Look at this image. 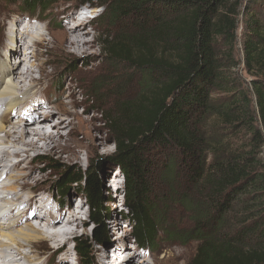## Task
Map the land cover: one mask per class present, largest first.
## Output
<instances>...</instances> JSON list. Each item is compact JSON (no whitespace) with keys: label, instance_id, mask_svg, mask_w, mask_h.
<instances>
[{"label":"trees","instance_id":"16d2710c","mask_svg":"<svg viewBox=\"0 0 264 264\" xmlns=\"http://www.w3.org/2000/svg\"><path fill=\"white\" fill-rule=\"evenodd\" d=\"M4 1L48 10V0ZM96 6L108 22L127 20L102 35L104 54L140 74L136 86L112 78L113 97L99 107L114 146L111 169L124 178L121 203L132 239L145 249L160 236L181 245L193 240L188 264H264V0H104ZM239 14L250 88L233 72ZM158 159L165 162L160 193ZM38 161L45 164V157ZM90 166L50 165L63 208L73 185L89 208L86 225L94 228L76 238L77 264H94L93 246L110 241L104 220L106 204L115 200ZM174 204L189 225L170 218Z\"/></svg>","mask_w":264,"mask_h":264},{"label":"rangeland","instance_id":"374dc122","mask_svg":"<svg viewBox=\"0 0 264 264\" xmlns=\"http://www.w3.org/2000/svg\"><path fill=\"white\" fill-rule=\"evenodd\" d=\"M80 1L81 0H48V10L42 11L40 8L24 10L23 5L20 4V2L10 3L4 0H0V23L7 9H10V11L13 12L12 18L18 17L20 19V22H25L26 18L33 20L38 19V22L34 21L33 24L35 23L34 25L37 26L39 32L43 33L44 39L39 45V48L37 50L38 52L33 58H31L30 64H27V67L25 66L24 69H29L32 78L39 79L44 76L46 79L41 82V84L43 85L42 87H44L47 83H49L50 85L48 91H44V93L40 91L42 88L41 86L36 85L34 87L33 95L34 97H36L37 102H45V104H43L39 108L49 105V100L55 99L64 89V92L62 93V95H64V97H62L63 101L58 104L57 109L53 111L52 115L48 119L51 121L57 120L58 112L67 107L70 111H73V116H66L67 120L72 119L76 124L79 122L80 125L88 123L89 126L87 129H89L93 133L95 141L94 145L91 139L84 138V133L78 131L77 134L74 135L80 143V145L77 147L79 150L77 159H69L67 157L68 153L62 152L60 148L55 149V151L51 153H45L42 150L29 151L28 153L31 163L28 166H33L34 170H32L31 174L36 179L35 181H29V184L41 187L39 188V190L49 187L50 192L49 194H47V199L50 200V194H52V196H54L56 199V201L53 202H56L59 205L60 195L55 188L56 181L59 176L56 170L50 169V165H61L63 166V168L77 169L78 167H80L82 169H85L87 167V164L90 162L91 172L96 171V175L104 182L105 186L110 189L111 196L115 200L114 203L108 202L106 204V206L109 208V216L104 220L105 227L107 230H109L108 236L110 237V241L108 243V247L98 245L93 246L92 255L94 264H102L99 261L102 260L100 258V253L97 254V251L100 247H102V249L111 248L117 242L121 244V241H124V243L127 244V250L135 251L136 254L132 256H143L148 260L143 264H152L150 262V259L153 255H155L154 258L157 260L156 264H188V261L194 255L196 248V242L193 240L186 245H181L168 239H162L160 236L157 239L158 241L155 242L156 244L153 245L150 249L140 248L132 239V229L127 223L126 218L124 217L126 209L123 208L121 203V201H123L124 199V185L120 188V191L116 192V194L114 193V189H112L113 186H109L112 178H110V181H108V178L111 175L113 176V173L117 172L115 168L111 169L112 163L110 162V156L114 151V146L112 144V137L106 126L103 124L99 107L108 106L113 97L112 94L114 91L111 89L110 85L112 78H129L130 83L133 86H136V79L140 78V74L137 71L135 72L126 69V65L114 63L109 60L102 49V35L105 33H116L119 29V25L121 23H125L127 20L124 19L122 20V22L113 23L108 22L103 15V7L96 6L102 3L104 0H88L89 3L96 5H93V12L95 14H93L92 18H88L82 29L85 30V38L89 39L91 43L87 53H75L70 50V48H67L66 51H62L60 48L53 47L49 44L50 40L53 39L61 41V38L64 35L71 38L69 36L71 34L66 32V29L56 27L53 24L54 14L59 9L65 8L66 11L61 13L59 16L63 18L65 17V15H67V13H69L73 17V13L80 6ZM237 22L238 28L236 33V41L234 43V56L239 64L233 70V72L235 71V76L239 78L245 86L250 88V77L245 72L243 67V39L241 35L243 29L242 14H239L237 16ZM48 25V31H46V27ZM22 26L26 27L27 25L24 24ZM18 28L20 32V29H22V27L18 25ZM12 46L15 47L14 49L19 50L18 52L21 56L22 52L20 51V49L22 45L20 44V41H15ZM30 50H32V48ZM14 60H16V56L11 55L9 59L10 63L13 64ZM39 60L42 63L46 62L44 65H41L43 70L42 74H40L38 68L33 67V64ZM13 65H16L18 67L19 63L16 62ZM115 71L118 72L117 75L114 74ZM54 82L60 84V87L53 86ZM91 99L93 101H91ZM70 100L71 102H69ZM56 101H58V98L56 99ZM15 117L16 116H13V120ZM58 130L63 137L59 139L60 145H64V136L69 134V129ZM54 133L55 135L57 134L55 130ZM0 134L2 135L3 133ZM21 156L24 155L20 154V156L18 157L20 158ZM40 157H45V164L38 161ZM16 159L17 158L15 157L12 160ZM97 162L101 163V169L99 170L96 169ZM164 164L165 162H160V159H158L157 169L154 173V177L156 178L154 180V184L156 190L159 193L165 190V182L162 179L164 175V173H162ZM39 168L41 170H38ZM118 176L120 180L122 174L119 173ZM43 178L45 180L39 182V180ZM79 188V186L73 185L72 187H70L67 195L65 196L66 200H68L70 204L73 203V206L74 204L78 205L83 200L81 204L83 213L77 214V216H80L78 220L83 224H81V226L77 228V235L72 236V238L67 241L65 246L59 252H56V254H54L53 256L52 254L54 253V251L51 241H49L48 239H44L41 245L35 244L33 250L39 258L37 264H59L60 260L58 258V253H63V251L65 252L66 250H69V255L67 256V261L63 262V264H77V256L74 250L76 238L90 236L94 228L92 225H86V223H88L89 221V208L86 206L84 196L82 192H80ZM21 198L26 197L23 195L21 196ZM53 202L51 203V206L54 210ZM173 206L174 209L170 212V218L174 219V221L179 225H183L185 223L186 225H189V219L183 213V209L180 208L178 204H174ZM63 209L66 217V215L69 214L67 212L68 208L65 207L62 208V210ZM28 219H26L27 221L23 224L31 223L30 218ZM115 219L119 220L123 227L119 231L110 233V225L112 223V220ZM65 220L66 219L64 218L62 221ZM123 234L127 237L124 236L123 239H120L121 241H119V238L115 237L117 235L123 236ZM112 242H114V244ZM114 248L115 247H113V249ZM113 249H110L109 251L107 249H105L104 251L101 250V254L105 255L107 252H110L109 257H111ZM124 255H121L120 258H123ZM128 255L131 256V254ZM126 264H133V262L128 260Z\"/></svg>","mask_w":264,"mask_h":264},{"label":"bare ground","instance_id":"6f19581e","mask_svg":"<svg viewBox=\"0 0 264 264\" xmlns=\"http://www.w3.org/2000/svg\"><path fill=\"white\" fill-rule=\"evenodd\" d=\"M93 10L94 6L86 5L80 12L74 14V19L69 13L63 18L59 16L66 11L65 8L56 11L53 24L66 29L65 31L71 34H68L71 38L64 35L61 41L53 39L49 44L62 51L70 48L75 53L86 54L91 43L89 39L85 38V30L82 29L88 19H79L89 11L92 15L95 14ZM12 13L10 9H7L0 23V111H2L0 133H3L0 134V189L1 193H6L5 196L0 197V264H37L39 258L33 250L35 244L41 245L44 239H48L53 244V256L65 246L72 236L77 235V228L83 224L78 220L80 216H77V214L83 213L81 207L83 200L81 203L78 202V205L74 204L73 206V203L68 205L67 212L69 214L66 217L64 209L53 210L51 203L56 199L52 194H50V201L47 199L50 188L39 190L41 187L29 184V181L36 179L31 174L34 170L33 166H28L31 163L28 152L42 150L45 153H51L60 148L62 152L68 153L69 159H77L79 152L77 147L80 143L74 135L81 131L84 133V138L91 139L94 145L95 141L93 133L87 129L88 123L80 125L78 122L77 125L72 119L67 120L66 116H73V111L67 107L58 112L57 120L48 119L57 109L58 104L63 101L64 89L55 99H47L49 105L39 108L45 102H37L33 95L34 87L36 85L42 87L41 82L46 78L44 76L39 79L32 78L29 69H24V67L30 64L31 58L38 52L39 45L44 39L43 33L37 32V26L34 25L35 23L33 24L38 19L26 18L25 22H20L18 17L12 18ZM24 24L27 26L23 27ZM18 25L22 27L20 32ZM48 27L49 25L46 27V31H48ZM15 41H20L22 45L21 56L19 50L12 46ZM31 48L33 49L30 50ZM11 55L16 56L14 63L18 62V67L13 65L14 63H10ZM45 63L39 60L33 64V67L38 68L42 74L41 65ZM49 86V83L45 84L40 91L47 92ZM53 86L60 87V84L54 82ZM57 98L58 101H56ZM13 116H16L14 120ZM58 129H69V134L64 136V145H60L59 139L63 137ZM54 130L57 132L56 135ZM20 154L24 156L19 158ZM15 157L17 159L12 160ZM113 174L108 178V181L112 178L109 186L119 188V173L117 171ZM43 180L45 179H40L39 182ZM23 195L26 198H21ZM26 206H28V210L24 211L23 208ZM28 218L32 224H23ZM64 218L66 220L62 221ZM122 227L119 220H112L110 233L119 231ZM124 236L126 235L115 237L121 241L120 239H123ZM121 242V244L112 242L114 246L111 248L102 249L100 247L97 254L100 253L102 260L99 261L102 264H126L128 260L133 264H143L148 261L143 256L135 255L136 258L132 256L136 254L135 251L127 250V244L124 241ZM113 247L115 248L113 249ZM105 249L108 251L113 249L111 257H109L110 252H107L106 256L101 254V250ZM58 254L59 264H63L67 261L69 250ZM121 255H124L123 258H120ZM154 256H151L150 259L152 264L157 262Z\"/></svg>","mask_w":264,"mask_h":264},{"label":"clouds","instance_id":"9594fccd","mask_svg":"<svg viewBox=\"0 0 264 264\" xmlns=\"http://www.w3.org/2000/svg\"><path fill=\"white\" fill-rule=\"evenodd\" d=\"M119 173H121L120 171H118ZM123 177V176H122ZM124 185V178H123V183H122V185L120 186V187H122Z\"/></svg>","mask_w":264,"mask_h":264},{"label":"built area","instance_id":"2783aa9c","mask_svg":"<svg viewBox=\"0 0 264 264\" xmlns=\"http://www.w3.org/2000/svg\"><path fill=\"white\" fill-rule=\"evenodd\" d=\"M123 206V205H122ZM124 208V207H123Z\"/></svg>","mask_w":264,"mask_h":264}]
</instances>
